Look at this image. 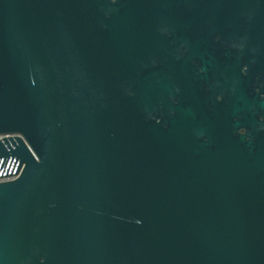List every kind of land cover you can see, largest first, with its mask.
<instances>
[{"label":"water","instance_id":"obj_1","mask_svg":"<svg viewBox=\"0 0 264 264\" xmlns=\"http://www.w3.org/2000/svg\"><path fill=\"white\" fill-rule=\"evenodd\" d=\"M252 84L264 0H0V264H264Z\"/></svg>","mask_w":264,"mask_h":264},{"label":"flooded vegetation","instance_id":"obj_2","mask_svg":"<svg viewBox=\"0 0 264 264\" xmlns=\"http://www.w3.org/2000/svg\"><path fill=\"white\" fill-rule=\"evenodd\" d=\"M242 74L245 73L246 71V68L243 67L242 68ZM249 93L251 94H255L258 96V100H263L264 99V93L262 92L261 90V86L259 84H252L250 87H249ZM204 93L205 95L208 93V96L211 98L212 102H213V107H216V105L218 103H220V101L222 102V97L220 96V94L218 92H215V91H209V89L207 87H204ZM210 107H211V104H210ZM255 116H256V119L259 123H261L262 125L264 124V110H257L255 112ZM237 135H242L246 138V140L248 141H252V134L251 132L246 129V128H241L238 130L237 132ZM257 135L260 137V138H264V129H259L257 130Z\"/></svg>","mask_w":264,"mask_h":264},{"label":"built area","instance_id":"obj_3","mask_svg":"<svg viewBox=\"0 0 264 264\" xmlns=\"http://www.w3.org/2000/svg\"><path fill=\"white\" fill-rule=\"evenodd\" d=\"M0 140H2V137H0ZM15 179H16L15 176H4V177H0V183L13 181Z\"/></svg>","mask_w":264,"mask_h":264}]
</instances>
